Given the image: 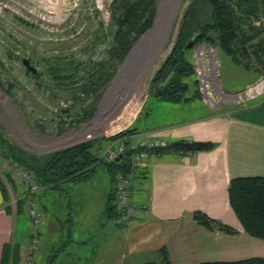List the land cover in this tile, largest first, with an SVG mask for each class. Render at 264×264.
Masks as SVG:
<instances>
[{"label":"rangeland","instance_id":"obj_1","mask_svg":"<svg viewBox=\"0 0 264 264\" xmlns=\"http://www.w3.org/2000/svg\"><path fill=\"white\" fill-rule=\"evenodd\" d=\"M50 1L0 0V133L2 138L40 157L79 142L110 136L132 124L138 116L139 122L135 125L143 123L153 103L152 97L148 99L151 79L175 44L184 11L191 2L156 0L152 24L136 38L133 31L127 33L131 40L124 51L120 42L122 35L118 34L120 25L114 16L118 14L114 0H71V3L67 1L66 9L56 12L50 10ZM209 14L210 6L205 4L199 19L204 22ZM257 23L260 24L259 20ZM200 43L197 46L212 44L216 49L215 59L204 51L202 56V60H207L209 74L211 72L213 96L221 103L211 107L229 106L226 109L229 111L233 106L255 99L253 95L240 99L236 92L263 72L257 76L252 67L237 65L217 45L209 41ZM134 45L138 50L131 53ZM196 47L192 49V61L198 55ZM23 58H30L37 75L27 68ZM244 60L259 66L255 55ZM214 62L216 64H212ZM90 81L94 84H89ZM227 90L235 93L225 95L223 91ZM137 95L134 107L127 111L129 102ZM200 97L204 101L201 94ZM177 113L176 120L194 115L178 108ZM104 179L110 181L105 165H99L95 175L85 180L87 186L65 181L58 187L39 190L35 206L49 219L69 215L74 190L81 189L97 200ZM14 180L20 188V182ZM10 186V196L18 198L21 193H15L11 182ZM134 191L137 201L150 202L138 182ZM12 206L16 211L18 202ZM26 210L25 207L24 212ZM96 212L95 208L94 214ZM134 224L136 222L124 226L129 228ZM69 226L67 217L50 232L51 245L57 247L44 264H73L72 250L62 245L68 242ZM126 264H131L129 258Z\"/></svg>","mask_w":264,"mask_h":264},{"label":"crops","instance_id":"obj_2","mask_svg":"<svg viewBox=\"0 0 264 264\" xmlns=\"http://www.w3.org/2000/svg\"><path fill=\"white\" fill-rule=\"evenodd\" d=\"M251 67L258 76V67ZM152 101L143 123L135 125L140 116L134 121V141L154 137L168 141L186 138L213 141L215 146L193 154L177 151L153 153L146 163L148 178L143 183L138 182L149 195L150 202L147 211H142L136 224L129 228L119 225L115 217L106 216L112 181L104 179L97 200L91 198L90 193L75 189L69 215L65 213L49 219L44 213L40 230L42 246L31 264H44L51 258L57 246L51 245L50 232L67 217L69 239L62 245L64 249L69 247L72 250L73 264H126L127 258L131 264L163 263L162 247L166 248L171 264L264 257V238L252 236L244 230L228 196L231 178L264 176V93L246 101L245 105L233 106L229 111H226L229 106L224 105L214 109L201 97L185 102L155 98ZM177 108L194 115L176 120ZM116 142L107 148L113 149ZM8 176L11 182V176ZM12 181L15 183L14 178ZM83 181L77 184L87 186ZM2 187L7 189L0 172V264L6 246L26 241L29 226L25 210L22 213L15 211ZM37 195L36 192L33 196L35 201L39 199ZM198 210L238 231L209 230L197 223L194 215ZM207 248L209 252H206Z\"/></svg>","mask_w":264,"mask_h":264},{"label":"trees","instance_id":"obj_3","mask_svg":"<svg viewBox=\"0 0 264 264\" xmlns=\"http://www.w3.org/2000/svg\"><path fill=\"white\" fill-rule=\"evenodd\" d=\"M114 1L115 8L118 11V14L114 16L118 25H120L118 34L122 35L120 42L125 51L126 45H129L131 40L130 36L126 34L133 31L136 38L152 24L156 0ZM205 4L210 6V14L202 22L199 15ZM263 18L264 0H191L184 11L175 44L151 79L148 99L152 97L153 99L169 102H185L200 97L198 79L195 75L191 54L192 49L203 41H209L217 45L228 53L235 63L247 68L252 65L248 61L247 63L244 62L246 61L244 57L250 56L251 52L255 53L254 55L259 64V66L256 65L258 72L259 74L264 72ZM257 20H259V25ZM190 39H192L193 45L191 48L186 49L185 46ZM137 50L134 45L131 53H135ZM102 66L104 65L102 64ZM125 68L126 66L123 68V72L126 71ZM100 74L103 76V70ZM35 75L37 74L35 73ZM106 80H109V76L106 77ZM91 83L94 84L90 81L89 84ZM135 134L136 128L133 122L110 136L79 142L55 150L43 157L21 149L10 140L2 138L1 133L0 147L3 155L10 158L13 163L23 165L33 172L42 185V189L58 187L65 181L87 180L95 174L99 165H105L110 181H112V188L106 202V216L115 217L118 224L125 227L118 220L120 212L115 205L117 198L116 175L119 173L130 174L133 170V153L142 150L148 152L147 159L137 167L136 179L138 182L143 183L148 178L146 163L153 153L177 151L193 154L202 150H210L215 146L213 141L181 138L174 141L164 139L167 142L165 146H140L136 149L131 147ZM114 141H117V144L121 143L125 146V149L130 150V155H124L118 161L115 159L108 160L106 155L109 148L107 147ZM11 184L13 188L15 187V193H21L18 197L17 210L22 213L25 210L26 201L30 198L33 199L36 193H27V190L21 186L19 188L12 181V178ZM2 188L6 199L9 200V191L5 187ZM133 193L132 199L137 201L134 189ZM228 196L230 205L244 230L252 236L264 238V176H236L231 178L228 186ZM144 211H147V209ZM139 216H137V219H139ZM195 219L209 230L219 229L226 233L238 231L235 227L211 218L199 210L195 212ZM41 227L38 231L40 239ZM25 242L21 244L19 242L11 243L8 245L9 247L6 246L2 264H21V252ZM41 246L42 239L39 249ZM38 250L34 253L33 260L28 264L34 262ZM162 250L165 254L163 264H171L166 248L162 247ZM192 264H264V257L252 256L236 260H200Z\"/></svg>","mask_w":264,"mask_h":264},{"label":"built area","instance_id":"obj_4","mask_svg":"<svg viewBox=\"0 0 264 264\" xmlns=\"http://www.w3.org/2000/svg\"><path fill=\"white\" fill-rule=\"evenodd\" d=\"M71 3V0H51L49 6L51 7V11H59L62 8L66 9V4ZM57 21L61 18H55ZM62 21V20H61ZM201 44V43H200ZM197 46V45H196ZM195 46V47H196ZM202 46L201 48H199ZM195 49V48H194ZM198 49V55L193 59V66L195 68V73L198 78L199 91L202 95V98L205 102H207L212 107H217L221 103L217 100L215 96H213V80L210 77L209 69L207 67L206 59L202 60V56L207 52L209 55H212L214 58V54L216 51L215 47L212 44H202L196 47ZM205 49V50H204ZM204 51V53H203ZM197 63L198 66H197ZM215 64V63H212ZM216 76V75H215ZM210 92V94H209ZM235 93V92H233ZM238 94H243V96H239L242 99L245 96L254 97L260 96L264 93V72L253 82L248 83L243 89L237 91ZM239 101V100H238ZM167 144L166 140L162 138H150L142 141H134L131 144L132 148H138L140 146L147 147H160L165 146ZM125 151V146L121 143L115 145L113 149H107L106 158L108 160L115 159L120 153ZM148 152L142 150L133 153L132 156V164L133 170L130 174L119 173L116 175V187H117V198L115 205L120 212L119 222L123 225L134 223L137 220V216L141 214L142 211L147 209V203H140L139 201H135L132 199L134 195L133 189L135 183L138 182L136 179L137 167L142 164V162L147 159ZM0 172L3 180L7 184V189L11 192L10 182L8 180V175L11 178H14L20 182V186L23 189L27 190V193H36L42 189V185L37 180L36 176L29 169L25 168L23 165H18L13 163V161L4 156L2 153V149L0 147ZM24 193V192H23ZM18 198L14 196H10L9 204L17 205ZM26 213L29 218V226H28V237L26 239L25 244L23 245V257L21 260V264H28L34 258V253L39 249L41 244V239L38 235L39 228L43 223V212L35 206V200L30 198L26 201Z\"/></svg>","mask_w":264,"mask_h":264},{"label":"water","instance_id":"obj_5","mask_svg":"<svg viewBox=\"0 0 264 264\" xmlns=\"http://www.w3.org/2000/svg\"><path fill=\"white\" fill-rule=\"evenodd\" d=\"M193 45V41L192 39H190L188 41V43L186 44L185 48L189 49L191 48ZM23 63L27 66V68L32 71L33 73H37V68L31 64V60L30 58H23ZM228 91V90H227ZM230 92V91H229ZM124 155H130V150L126 149L124 152L120 153L115 160L118 161L120 160Z\"/></svg>","mask_w":264,"mask_h":264},{"label":"bare ground","instance_id":"obj_6","mask_svg":"<svg viewBox=\"0 0 264 264\" xmlns=\"http://www.w3.org/2000/svg\"><path fill=\"white\" fill-rule=\"evenodd\" d=\"M202 46H200L199 48H201ZM215 56V55H214ZM216 58V57H215ZM214 58V59H215ZM215 63V62H214ZM216 64V63H215ZM142 75V74H141ZM140 76V75H139ZM216 78V77H215ZM218 88L220 89V86H218ZM223 93L226 95L227 93L228 94H234V93H231V92H229V91H223ZM209 94H210V92H209ZM245 93H243V94H241L242 96L244 95ZM240 95V96H241ZM138 95L137 96H135L134 98H132V100L129 102V104H128V107H127V111H129L130 109H132L133 107H134V105H135V103H136V101L138 100ZM237 97H239L238 95H237ZM235 98H236V96H235ZM125 105V104H124ZM130 105V106H129ZM122 107V106H121ZM124 111H125V114H127V111H126V108L124 109ZM122 112V111H121ZM106 117V116H105ZM100 123H102L103 124V122H101L100 121ZM99 125V124H98Z\"/></svg>","mask_w":264,"mask_h":264}]
</instances>
